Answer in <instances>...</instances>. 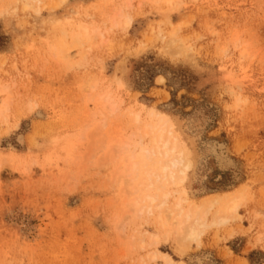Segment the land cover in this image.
Returning a JSON list of instances; mask_svg holds the SVG:
<instances>
[{
    "label": "rangeland",
    "instance_id": "1",
    "mask_svg": "<svg viewBox=\"0 0 264 264\" xmlns=\"http://www.w3.org/2000/svg\"><path fill=\"white\" fill-rule=\"evenodd\" d=\"M26 1L0 0V264H264V0H28L39 12ZM77 26L102 37L64 61L55 49ZM174 28L186 50L165 52L157 32ZM101 95L117 102L114 115L97 105L108 120ZM157 112L193 161L186 184L168 187L171 205L176 189L196 205L240 187L248 196L240 220L205 228L199 243L130 211L139 194L122 158L137 154V127ZM119 143L129 146L114 160Z\"/></svg>",
    "mask_w": 264,
    "mask_h": 264
},
{
    "label": "bare ground",
    "instance_id": "2",
    "mask_svg": "<svg viewBox=\"0 0 264 264\" xmlns=\"http://www.w3.org/2000/svg\"><path fill=\"white\" fill-rule=\"evenodd\" d=\"M12 1V0H8ZM21 1V0H19ZM65 0H61L58 1L57 6L59 3L63 2ZM125 1V0H124ZM128 4L130 3L129 0ZM136 1V0H135ZM143 2V0H141ZM149 1L150 3L152 2L153 5L154 3H158L159 4H166L168 6L171 7H175L178 5L177 0H146ZM179 1V0H178ZM14 2V0H13ZM11 2V3H13ZM30 2H34L37 3L38 5L43 4L44 0H30ZM28 0L23 4L25 10L32 8L33 9V3L31 4ZM141 2V3H142ZM148 2V4H149ZM181 2V1H180ZM16 3V2H15ZM14 3V4H15ZM21 3V2H20ZM64 3V2H63ZM132 3V2H131ZM7 4V3H6ZM9 4V3H8ZM113 4V3H112ZM145 4V3H144ZM147 4V5H148ZM12 5V4H11ZM45 5V4H44ZM51 5V4H50ZM49 5V6H50ZM130 5V4H129ZM139 5V4H138ZM152 5V4H150ZM152 5V7H153ZM156 5V4H155ZM2 9L3 5H1ZM7 6V5H6ZM47 6V5H46ZM48 6V7H49ZM55 6V5H54ZM110 6V5H109ZM112 6V5H111ZM110 6V7H111ZM118 6V5H117ZM140 6V5H139ZM163 6V5H162ZM35 7V6H34ZM44 7V6H42ZM119 7V6H118ZM116 7V8H118ZM180 7V6H178ZM21 8V7H20ZM45 8V7H44ZM43 8V9H44ZM56 8V7H55ZM86 8V7H85ZM121 8V7H120ZM119 8V9H120ZM126 8V7H125ZM150 8V7H149ZM167 8V6H166ZM169 8V9H170ZM130 9V8H129ZM176 9V8H175ZM174 9V10H175ZM180 9V8H179ZM177 9V10H179ZM6 10V9H5ZM35 10L37 12H39L41 10V8H35ZM34 10V11H35ZM81 10V8H80ZM160 10V9H159ZM12 11V10H11ZM33 11V12H34ZM121 12V10H119ZM130 11V10H129ZM170 11V10H169ZM1 12V11H0ZM13 12V11H12ZM114 12V11H113ZM163 12V11H162ZM177 12V11H176ZM36 13V12H35ZM117 13V12H116ZM119 13V12H118ZM117 13V14H118ZM155 13V12H154ZM157 13V12H156ZM1 14V13H0ZM115 14V16L117 15ZM120 14V13H119ZM159 14V13H158ZM162 14H166L162 13ZM78 15V14H77ZM85 15V14H84ZM124 15V14H123ZM76 16V15H75ZM119 16V15H118ZM122 16V15H121ZM163 17H165L164 15H162ZM79 17V16H78ZM110 17V16H109ZM117 17V16H116ZM115 17V18H116ZM80 18V17H79ZM85 18V16L83 17ZM118 18V17H117ZM107 19V17H106ZM109 19V18H108ZM124 27H129L132 24V19L130 18V16H125L124 18ZM166 19V18H165ZM170 19V18H169ZM69 20V19H68ZM83 20V19H82ZM168 20V19H167ZM60 21V20H59ZM63 21V20H61ZM111 21V20H110ZM119 21V20H118ZM78 22V21H77ZM91 22V21H90ZM104 22V21H103ZM106 22V21H105ZM104 22V23H105ZM109 22V21H107ZM112 22V21H111ZM161 22V21H160ZM169 22V20H168ZM167 22V23H168ZM103 23V24H104ZM122 23V22H121ZM85 24V23H84ZM102 24V23H101ZM100 24V25H101ZM110 24V23H109ZM119 24V23H118ZM163 24V22L161 23ZM55 25V24H54ZM72 24H70L71 26ZM76 25V24H75ZM74 25V26H75ZM87 25V24H86ZM95 24H93L94 26ZM107 25V24H105ZM64 26V25H63ZM73 26V25H72ZM108 26V25H107ZM112 26V25H111ZM120 26V25H119ZM181 26V25H180ZM67 26H65L66 28ZM116 27V26H114ZM122 27V28H124ZM163 27V26H162ZM170 27V25H169ZM179 27V25H178ZM60 28V27H59ZM80 29V32L73 34L72 37V41L71 42H66V40L64 42L61 43V46L59 47V49H55V50H59L58 55L61 56L62 58H64L67 61L69 57H71L72 54L70 53V51L72 49L75 50H80L83 47L86 46L85 42H89L91 40H93V35L92 34H97L98 36L102 34V32L99 29H94L92 31H90L88 28L83 27V26H77V29ZM93 28V27H92ZM113 28V27H112ZM165 28V27H164ZM49 29V28H48ZM56 29V28H55ZM108 29V28H107ZM158 29V28H157ZM171 29V28H170ZM57 30V29H56ZM70 30V28H69ZM76 30V29H75ZM73 30V31H75ZM125 30V29H124ZM65 30H61L60 35L61 38L63 37V35L67 36V34L64 32ZM78 31V30H76ZM58 32V31H57ZM64 32V33H63ZM104 32V31H103ZM164 32V31H163ZM177 30L174 28L172 31H170V33L168 32V34H166L165 32L162 33V31L159 30V32H157V37H160L164 43L166 44V47H168L170 49H176V51L178 52V50L180 49V51L182 49L186 50V46L185 43L182 39L178 38L176 35ZM54 33V31H53ZM62 33V34H61ZM68 33V32H67ZM71 33V32H69ZM106 33V31H105ZM152 33V32H151ZM56 34V33H55ZM54 35V34H53ZM72 35V34H71ZM153 35V34H152ZM49 36V35H48ZM196 37V36H195ZM236 37V36H235ZM55 38V37H54ZM60 39V38H59ZM151 39V37H150ZM148 39V40H150ZM158 39V38H157ZM53 40V39H52ZM56 40V39H55ZM147 40V41H148ZM156 40V39H155ZM185 40V39H184ZM238 40V39H237ZM237 40H235L237 42ZM102 41V40H101ZM152 41V40H151ZM103 42V41H102ZM189 42V41H188ZM60 43V42H59ZM58 43V44H59ZM245 43V42H244ZM248 43V42H247ZM53 44V43H52ZM88 44V43H87ZM235 44V43H234ZM57 46V45H56ZM59 46V45H58ZM189 46V45H188ZM90 48V47H89ZM89 48H84L83 50V56H81L80 58L85 56V49H89ZM189 48V47H188ZM187 48V49H188ZM52 50V51H55ZM163 50V48H162ZM191 50V49H190ZM81 51L78 52V54L81 55L80 53ZM167 52V50L165 51ZM244 52V51H242ZM169 54V53H168ZM179 54V53H178ZM183 54V53H182ZM181 54V55H182ZM175 55V52L174 54ZM52 57H54V55H50ZM59 57V58H61ZM58 58V59H59ZM73 58V57H72ZM83 59V58H82ZM60 60V59H59ZM81 60V59H78ZM75 60V61H78ZM83 61V60H81ZM85 61V60H84ZM69 63V62H68ZM71 64V63H69ZM75 64V66L77 65V63H73ZM72 64V65H73ZM80 64V63H79ZM194 64V63H193ZM196 67V66H195ZM125 78V77H124ZM161 80H164L163 76L159 77ZM98 82V81H97ZM100 82V81H99ZM91 83V82H90ZM90 83L87 85H89L90 89H94L95 85L94 83H96V81L92 82V85L90 86ZM99 85V83H98ZM120 85V84H119ZM7 89V88H6ZM90 89L88 91H90ZM94 91V90H93ZM104 91V90H103ZM100 92V91H99ZM96 94V93H95ZM105 96V94H102ZM98 96L99 97H102ZM102 97L99 98V100L96 102V108L97 105L100 106V100H102L103 102V106H101L102 111L104 109L108 110L107 111V115L109 114H113L114 115V111L117 110L116 109V103L113 102L112 98H110V96L107 97ZM96 97V96H95ZM93 97H91L92 99ZM94 100V99H93ZM9 101V100H8ZM92 101V100H91ZM241 100H238V102ZM237 102V103H238ZM7 103V101H6ZM5 103V105H7ZM93 103V102H92ZM240 103V102H239ZM94 104V103H93ZM100 104V105H99ZM116 104V105H115ZM3 105V102L2 104ZM0 105V108H1ZM4 106V105H3ZM236 106V105H235ZM238 106V105H237ZM6 107V106H5ZM5 107V110H7ZM147 107V106H146ZM1 108V109H2ZM3 109V111H4ZM98 109V110H97ZM97 112L99 111L98 114H101L102 116H106V114H104L103 112H100L101 110H99V107L97 108ZM141 110V109H139ZM2 110H0L1 113ZM2 111V113H3ZM110 111V112H109ZM130 113V112H129ZM132 113V112H131ZM95 114H97L95 112ZM104 114V115H103ZM149 114V113H148ZM2 115V114H0ZM130 115V114H129ZM147 115V114H146ZM97 116V115H96ZM104 116V117H105ZM134 116V121L136 122V124H140L141 120L140 119V114H133ZM132 116V119H133ZM130 118V116H128ZM142 117V116H141ZM3 118V117H2ZM106 119L108 118L107 116L105 117ZM145 118V117H144ZM106 119L103 118L104 121L102 122L103 125H107V123H105ZM1 120V119H0ZM108 120V119H107ZM133 121V120H132ZM134 122V123H135ZM132 124H130L129 126H131ZM137 125H135L137 127ZM137 134H138V138H139V151L137 152V154L133 151L132 154L126 155L125 158L123 157V161L121 163L124 164L123 167V172H125L126 178L129 180L126 181L127 186L130 185L133 186L135 185L133 188L131 187V189L136 193H138V198L135 197V199H133L131 202L132 206L130 205V208H134V210H130L132 213L135 212V214H137V218L139 215L142 214H146L149 217H152L153 215H155V220L158 224V226L160 227V229H163L167 234L172 235L177 242H183L185 243H191L193 241H197L200 239L201 235L203 234L205 228L210 227L211 225H215V226H224L226 224H228L231 221H236L238 220L241 215H240V208L242 206H244L243 204L247 201V194L246 191L244 189H241V187L239 188L238 191L233 192V193H225L223 196V198L219 197V196H215V197H209L207 199H205L204 204L202 205H196L194 203L190 202V197H189V193L185 190V189H179L175 191V193L178 195L174 201V203L171 205L169 202L170 196H171V192L169 190V186L170 185H184L186 184V180L188 178V172L189 170L193 167V161H192V155L191 152L189 151L188 147L186 146L187 144H185V142L182 140L180 133L178 132L176 125L169 119L167 118L165 115L160 114L159 112L157 113H152L151 114V118L149 119V121L146 120V122L143 124L142 127H137ZM136 128V129H137ZM134 131V130H133ZM133 133V132H132ZM185 135V134H184ZM131 136V135H130ZM129 139V138H128ZM22 140V137H21ZM130 140V139H129ZM133 141V140H132ZM124 142V141H123ZM125 143H127V141H125ZM124 143V144H125ZM129 143V142H128ZM121 144V143H119ZM124 144L120 145V148L117 147V145L115 146V148L117 149V151H115V155L112 154L111 157H115L118 153H120L121 151H123L124 149ZM137 145V144H136ZM123 146V147H122ZM129 146V144L126 145V147ZM122 147V148H121ZM125 147V148H126ZM136 148V147H135ZM120 151H119V150ZM114 150V149H113ZM111 151V150H110ZM119 151V152H118ZM112 152V151H111ZM110 152V153H111ZM125 150L123 151L122 155L124 154ZM114 153V152H113ZM223 155V152L221 153ZM120 155V154H119ZM118 155V156H119ZM114 160H118L117 157ZM110 160L112 158H109ZM114 162V161H113ZM111 163V162H110ZM118 168V167H117ZM115 169L117 171H115L114 175L118 173H120V169ZM121 168V167H120ZM24 168L21 170V172H23ZM25 172V170H24ZM118 177H125L123 175H121V173L119 175H117ZM115 178V177H114ZM190 178V177H189ZM125 179V180H126ZM115 180V179H114ZM118 180L120 181V179L118 178ZM117 180V182H118ZM123 180V179H122ZM116 181V180H115ZM189 181V180H188ZM176 188V187H175ZM130 189V190H131ZM172 189V188H171ZM241 189V190H240ZM174 192V191H173ZM135 194V193H134ZM222 195V194H221ZM249 195V194H248ZM173 197V196H172ZM250 199V198H248ZM203 202V201H202ZM246 205V204H245ZM217 207V210L215 212H213V215L211 216V220H208V215L209 212L212 208ZM211 215V214H210ZM141 218V217H139ZM151 219V218H150ZM153 219V218H152ZM143 220V219H142ZM240 220V219H239ZM146 221V220H144ZM210 221V222H209ZM152 222V221H151ZM148 223V222H147ZM153 225V224H152ZM229 227V226H228ZM157 229V228H156ZM212 229V228H211ZM219 229V228H218ZM159 230V229H158ZM161 231V230H160ZM218 231V230H217ZM142 232H139V234ZM145 233V232H144ZM157 233V232H156ZM141 235V234H140ZM165 235V237H166ZM159 234H152L151 238L154 242L158 241L159 239ZM141 240L143 241V236L141 235ZM164 238V235H163ZM168 238V237H166ZM165 238V241H166ZM140 240V241H141ZM151 240V239H150ZM151 240V241H152ZM141 241V242H142ZM152 241V242H153ZM160 241V240H159ZM164 241V240H163ZM140 242V246L142 245V243ZM145 242V241H144ZM153 242V243H154ZM198 242V241H197ZM150 243V242H149ZM199 243V242H198ZM156 243H154L155 245ZM146 245V244H145ZM152 245V244H151ZM184 245V244H183ZM144 247V245L142 246V248ZM147 247V246H146ZM184 248V247H183ZM186 249V248H185ZM183 251V250H180ZM161 253V252H160ZM182 253V252H181ZM157 254V253H156ZM149 255V254H148ZM160 256V255H159ZM164 256V255H163ZM148 258V257H147ZM156 256L153 255L152 257L149 256V260L151 262H153L155 260ZM165 259V258H164ZM171 259V258H170ZM142 264H151V263H147L145 261H143ZM166 264V263H165ZM168 264H175L172 261H168ZM184 264V263H183ZM199 264H216L214 263L212 260L210 259H206V261L199 263Z\"/></svg>",
    "mask_w": 264,
    "mask_h": 264
}]
</instances>
